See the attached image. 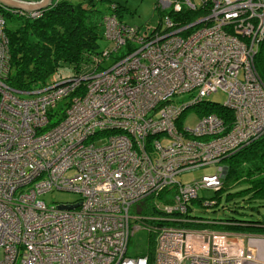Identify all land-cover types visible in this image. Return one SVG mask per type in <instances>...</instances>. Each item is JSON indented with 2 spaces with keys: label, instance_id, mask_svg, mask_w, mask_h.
Wrapping results in <instances>:
<instances>
[{
  "label": "built area",
  "instance_id": "obj_1",
  "mask_svg": "<svg viewBox=\"0 0 264 264\" xmlns=\"http://www.w3.org/2000/svg\"><path fill=\"white\" fill-rule=\"evenodd\" d=\"M200 2L207 10L194 25L176 26L167 15L163 29L140 30L106 15L112 45L103 58L123 53L105 67L53 75L36 89L7 83L9 38L0 11V264H148L146 255L127 253L141 227L156 231L152 264H264V235L187 225L203 222L188 215L189 204L200 188L219 189L223 158L264 133V80L255 64L264 0ZM157 5L183 8L178 0ZM218 89L227 94L223 115L199 108L195 128L180 125L187 106ZM182 92L194 96L178 105ZM58 102L63 115L49 125ZM211 163L214 173L177 178ZM53 188L78 197L49 204L39 194ZM165 194L155 214L130 213L131 204L140 211Z\"/></svg>",
  "mask_w": 264,
  "mask_h": 264
},
{
  "label": "trees",
  "instance_id": "obj_2",
  "mask_svg": "<svg viewBox=\"0 0 264 264\" xmlns=\"http://www.w3.org/2000/svg\"><path fill=\"white\" fill-rule=\"evenodd\" d=\"M97 1H106L108 11L103 12L101 7L95 6ZM119 5L114 0H56L41 9L39 14L31 15L7 8L0 3V11L4 14L5 30L9 38L10 67L7 83L19 89H36L45 85L53 75L62 74L67 78L93 68L105 67L102 66L105 60L103 51L109 46L99 47V39L107 38L105 16L116 13ZM206 7L200 2L195 8L186 6L180 11L171 9L169 16L175 21L176 26H182L205 14ZM155 8H159L157 0ZM8 18H14L16 25L13 27L7 25ZM191 28L187 27L182 32L186 33ZM260 50L261 56L256 59ZM112 55L113 53H110V56ZM255 64L264 80V38L256 52ZM62 104L58 108L51 109L49 125L62 117L64 108ZM193 105L198 109L204 108V111H214L221 115L227 111L222 106V102L207 97ZM223 161L226 162L225 173L221 186L215 191L225 190L227 197L239 195L252 204L258 201L264 203V133L223 158ZM238 183H244V186L236 191H230L231 186ZM161 198V202L165 203L169 200V195L165 194ZM199 198L197 195L194 199L199 200ZM222 219L230 221L228 225L237 227L262 226L260 220L233 215ZM135 221L136 219H133V222ZM148 233L150 242L144 251L137 253L146 255L148 264H152L156 231L150 229Z\"/></svg>",
  "mask_w": 264,
  "mask_h": 264
},
{
  "label": "rangeland",
  "instance_id": "obj_3",
  "mask_svg": "<svg viewBox=\"0 0 264 264\" xmlns=\"http://www.w3.org/2000/svg\"><path fill=\"white\" fill-rule=\"evenodd\" d=\"M80 1V0H72ZM120 5L116 10L118 18L122 22H126L132 26H138L140 30L151 29L161 22L160 28H164V18L167 15H170V10L172 7L168 6L166 8H155L156 0H114ZM182 3L183 7H186L184 0H178ZM196 4L200 3V0H193ZM95 6L101 7L103 12L108 11L106 1L95 2ZM172 16V15H171ZM7 25L10 27L15 26L14 18H8ZM261 43V42H260ZM112 45V40L110 38L101 37L99 39V47ZM260 45V44H259ZM262 46V45H261ZM261 48V47H260ZM123 52V49H119L117 52L113 53V57L106 58L102 66H107L112 62L116 54L120 55ZM261 56V50L257 55L256 59ZM68 69V68H64ZM26 96L27 94H22ZM193 94L191 92H182L176 98L175 101L178 105L186 103L193 99ZM208 99L223 102L227 98L226 92L221 89L213 91L207 95ZM59 102L55 108H58ZM200 110L194 105L187 106L182 115L180 116L179 123L189 129L195 128L200 120ZM105 138L98 140L99 143L105 142ZM162 144H167L170 142V138L167 135H162L161 137ZM221 165H226L225 161L220 162ZM215 163L205 164L190 168L186 171L178 174L177 178L181 181H190L192 179L201 178L204 174L214 173L217 166ZM67 175H71L72 171H67ZM244 183H238L231 186L230 191H236L239 188L243 187ZM47 203H56L59 201L73 200L78 197V194L72 190H67L65 188H53L51 190L44 191L39 194ZM199 200L193 199L190 202V208L188 210L189 216H198L203 220L202 223H189L188 226L193 227H210L216 229H228L238 232L251 233V234H262L264 235V203L255 202L254 204L248 202L245 199H242V196L234 195L233 197H227L226 191H215L212 188H200L198 190ZM212 198L217 202L209 205H205V199ZM162 201L161 196H154L146 200V204L142 205L140 211L136 210L135 203L131 204L129 211L133 214L139 215H151L155 214L154 205L155 202ZM147 205V206H146ZM229 215L235 217H243L246 219L260 220L262 226H248V227H237L234 225L226 224L227 221L222 222V218H225ZM221 221V222H220ZM136 222L144 224L139 220ZM150 242V234L146 228H139L135 230L133 234L130 235L127 253L133 255L137 252L144 251ZM2 256V248L0 247V257ZM154 257V255H153Z\"/></svg>",
  "mask_w": 264,
  "mask_h": 264
},
{
  "label": "water",
  "instance_id": "obj_4",
  "mask_svg": "<svg viewBox=\"0 0 264 264\" xmlns=\"http://www.w3.org/2000/svg\"><path fill=\"white\" fill-rule=\"evenodd\" d=\"M0 3L3 4L5 7L19 10L22 12H32L41 10L48 5L51 4V0H36V1H28V0H0ZM201 19L195 20L190 23V25L197 24L200 22ZM75 205V204H74ZM74 205L70 204H59L60 207H72Z\"/></svg>",
  "mask_w": 264,
  "mask_h": 264
},
{
  "label": "crops",
  "instance_id": "obj_5",
  "mask_svg": "<svg viewBox=\"0 0 264 264\" xmlns=\"http://www.w3.org/2000/svg\"><path fill=\"white\" fill-rule=\"evenodd\" d=\"M28 1H33V0H28ZM34 1H36V0H34ZM56 0H51V3H53V2H55Z\"/></svg>",
  "mask_w": 264,
  "mask_h": 264
}]
</instances>
